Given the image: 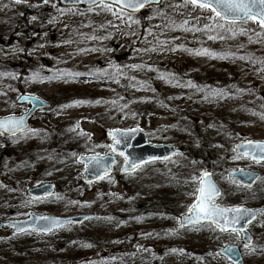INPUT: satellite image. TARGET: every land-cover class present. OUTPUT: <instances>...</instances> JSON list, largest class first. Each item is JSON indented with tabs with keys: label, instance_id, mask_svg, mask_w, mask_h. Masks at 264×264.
I'll return each mask as SVG.
<instances>
[{
	"label": "rangeland",
	"instance_id": "rangeland-1",
	"mask_svg": "<svg viewBox=\"0 0 264 264\" xmlns=\"http://www.w3.org/2000/svg\"><path fill=\"white\" fill-rule=\"evenodd\" d=\"M27 5L39 6L43 17L32 16L24 27L15 29L20 3L0 0L1 65H17L22 57L26 71L49 72L58 78L38 81L30 76L18 79L13 72L0 73V117L25 111L26 107L15 101L21 93L40 97L51 105L31 118L27 131L12 137L0 134V187L10 191V200L0 207V223L24 220L30 214L108 215L121 208L118 202L134 194H138L136 204L139 200L148 202L146 207L150 212H144L147 220L122 223L124 229L112 233L119 236L128 229L126 235L109 245H101L97 251L91 249L94 233L90 231V222L45 235H15L12 229L0 227V264H74L76 252L82 259L78 264H231L217 253L226 245L238 248L244 264H264V218L248 227L254 239L250 247H245L234 232L223 233L201 225L176 228L180 216L188 214L195 202L200 177L197 173L201 174L208 164L202 159H209V171L222 191L213 203L230 207L237 199L240 203L247 200V204L254 197L264 199V162L234 158L237 154L232 148L237 141H264V122L228 126L234 124L232 117L254 109V103L264 100V75L255 72L256 66L249 70L246 60L235 61L233 56L245 52L241 47L243 42L246 48L258 43L264 53V35L253 29L257 24L230 27L189 0H163L148 9V28L139 40L136 16L112 7L100 5L79 10L60 8L52 1ZM221 24L223 28L218 27ZM125 54L129 60L125 67L135 75L126 83L127 89L116 66ZM142 65L186 73L215 88L224 86L227 80L237 89L239 98L207 104L206 100L202 103L192 97L189 91L181 93L177 101L163 96V109L171 118L147 117L142 114L144 107L140 108L143 94L139 91H147L140 83ZM62 73H68L71 78ZM59 94L66 97L62 100ZM152 96L160 99L155 94ZM248 100L255 101L246 106ZM256 108L264 113V103ZM185 115L189 117L187 123L196 129L206 119L212 123L218 121L217 117L228 119L221 128L220 143L207 149L204 158L190 160L183 155L159 166H143L119 180L118 170L124 162L120 158L109 177L93 184L83 182L84 167L77 163L78 157L111 154L112 140L108 136L111 129L138 128L147 134L151 144L160 145L154 139L173 135L176 118ZM150 133L153 138H149ZM204 136L188 142L193 144L192 153L197 157L201 144H210ZM183 144L175 145L183 148ZM59 158L65 159L61 166L56 163ZM239 168L258 172L262 177L252 187L245 188L229 178ZM183 173L191 176L192 191L170 194L171 179L167 176L174 174L176 179ZM44 183L54 185L52 195L40 199L27 195L28 189ZM72 189L75 195L70 194ZM62 195V202H58ZM51 200L58 202L56 209L51 208L54 204ZM129 236H132L130 241Z\"/></svg>",
	"mask_w": 264,
	"mask_h": 264
},
{
	"label": "trees",
	"instance_id": "trees-1",
	"mask_svg": "<svg viewBox=\"0 0 264 264\" xmlns=\"http://www.w3.org/2000/svg\"><path fill=\"white\" fill-rule=\"evenodd\" d=\"M40 8L39 6L32 7L27 4H22L20 3V9L18 11V19L16 21V28H22L21 26L24 27L26 24L27 20L32 17V16H38L42 18V13H40ZM147 12L148 10H143L139 14L135 15L137 20H138V29L136 31L137 38L140 40L144 34L146 29L148 28V19H147ZM253 24V22H249L248 25ZM254 25V24H253ZM227 26H233L231 24H228ZM252 26V25H251ZM254 30H257L260 35H264V29L260 26H255L253 28ZM253 33V32H252ZM251 33V34H252ZM250 42V41H249ZM246 43L243 42V45L241 44L242 48H245L244 53H233L234 60L235 61H241L243 63L244 60L247 61V65L249 66V70H252L254 66H256L257 70H255L256 73L260 72L264 75V53L263 50L261 49L260 45L255 42L252 44L249 48H246ZM24 59L22 57L19 58L18 64L14 65L12 64L9 66L8 64L1 65L0 62V73H8V72H13L17 76V78H26V77H33L35 80L38 81H47V80H53L58 78L56 75L52 73H30L26 71V68L23 66L26 62L23 61ZM249 60V61H248ZM128 57L127 55H123L121 57V60L117 62L116 66L120 68L119 70V76L122 78L123 83H124V89H127L126 83L128 80H130L132 77L135 75L126 69L125 65L128 63ZM141 76L142 79L140 80L141 84L147 88V91L140 90L141 92V97H140V108L144 107L142 110V114H145L147 117H156V118H171L170 113L163 109L162 103H163V96L166 100L170 99H175L177 101L178 97L180 96L181 93L188 92L189 94L192 95V97L199 98V100L203 103V101L207 102V104L214 103V102H221V100H228L229 102L232 100H237L239 98L237 94V89H234L230 86V83L225 82V85L219 88L213 87L211 83H206V82H198L195 78H190L186 73L183 74H178L174 73L168 69H165L163 67H154V68H148L146 65L141 66ZM63 74V73H62ZM68 74V73H67ZM66 73H64L62 76H68ZM70 77V76H68ZM71 78V77H70ZM196 81V83L194 82ZM243 81V80H241ZM143 88V87H142ZM126 91V90H125ZM91 92V90H89ZM144 92V93H143ZM231 92L232 95L229 96L228 93ZM153 94L155 96L159 97L160 99H153ZM61 97L63 100L66 95L59 94L58 97ZM68 96V95H67ZM69 97H72L69 95ZM130 98V94H128V100ZM162 98V99H161ZM130 101V100H129ZM255 100H248L245 101L244 104L246 106L251 105L254 103ZM264 100H260L259 103H254L253 106L254 109H250L249 111L244 110L242 112H239L237 116L232 117L231 122L234 124H229L228 126H235L240 123H245L248 121H253V122H264V118H261L264 116V113L262 109H257L256 107H259L260 104H263ZM200 106V105H199ZM203 107V105H201ZM204 110L201 111L202 114ZM262 111V112H261ZM188 115L177 117L174 125L177 128H175L176 132H172L173 135H164L160 137L159 139H154L156 141H159L161 143H172L179 145L180 143H185L183 144L184 147L181 148L183 150V155L189 157L190 160H196V159H202L206 156V153L208 152L207 149H212L214 145L220 143V138L223 134L221 128L225 126L226 120L228 119H222L221 117H217L216 120L217 122H211L210 120H205L203 122L204 125L202 127H198L196 129V126L194 125H189L187 123V117ZM238 120L235 122L236 119ZM237 123V124H235ZM137 127V126H136ZM205 135V136H204ZM207 137L210 141L209 146L207 143L201 144L199 147L200 149L198 150L197 154L200 155L199 157L195 156L192 152L194 149L193 144H189L188 142L191 141L192 139H196V141L199 138ZM149 138H153V135L150 133ZM219 141V142H218ZM233 145V144H232ZM186 146V147H185ZM217 147V146H216ZM214 147V148H216ZM214 150V149H213ZM65 159L59 158V160L56 162L58 165L61 166L62 162H64ZM205 161V164H209V159H202ZM160 163H153V164H148L145 165L146 167L150 166H159ZM207 164V167H204L205 170H209V165ZM59 166V167H60ZM163 173V172H162ZM133 173H129L126 175L118 176L119 180H124L126 179L127 176L131 175ZM173 175H168L167 178L171 179L169 186V189L171 193L170 194H186L190 193L192 191L191 185H190V179L191 176L189 173H183L181 174V177L174 178ZM200 174L197 173V176ZM168 189V191H169ZM0 207L6 204L10 200V191H5L0 187ZM166 190V193H169ZM74 192V193H73ZM165 193V191H163ZM70 194L75 195V189H72ZM138 194H134L133 196L129 198H125L122 200V202H118L121 206V208L113 212L112 214L108 215H96L95 213V218L91 221L92 227L90 231H93L94 234H92V240L94 242L93 247L91 249H94L97 251L100 249L102 246L101 245H109L110 242H116L117 238H122V236L126 235V232L128 229H125L122 234L119 233V236H116V230L117 229H124L122 228V223H132L135 224L137 223V220L142 218L146 219V214L144 212H150V210L147 209L146 207V201L139 200V203L136 204L135 199ZM63 200V195L62 197H58V202H62ZM53 200L50 201V203H54L51 208L56 209L58 202ZM239 200H235L233 205L240 203L238 202ZM108 201H106L107 203ZM264 203V199L262 197H254L251 201H249L248 205L249 206H258ZM151 214V213H148ZM147 220V219H146ZM113 226V229H110V227ZM72 227V226H69ZM202 227H208L213 229L211 226H202ZM112 232H115L113 234ZM262 247V246H259ZM73 260L75 261L74 264H78L79 262L82 261L81 259V254L80 253H75L73 256Z\"/></svg>",
	"mask_w": 264,
	"mask_h": 264
},
{
	"label": "water",
	"instance_id": "water-1",
	"mask_svg": "<svg viewBox=\"0 0 264 264\" xmlns=\"http://www.w3.org/2000/svg\"><path fill=\"white\" fill-rule=\"evenodd\" d=\"M16 1V0H15ZM47 1H54L60 8H76V9H91L98 5H109L116 9H119L123 12L128 14H137L144 9H147L151 6L159 5L163 0H147L144 3V7L133 10L131 8H125L122 4H117L116 0H104L102 4L100 0H21L23 3H40V2H47ZM143 2V0H141ZM209 10V9H208ZM211 11V10H209ZM214 14V13H213ZM220 18V17H218ZM223 22H226L224 19L220 18ZM249 21H253L250 19L247 20H236L235 24H244ZM232 23V22H226ZM259 24L258 22H256ZM260 25V24H259ZM14 44L19 45V42L14 40ZM16 103L18 105H27L28 108L25 112L19 115H9L0 117V121H5L6 119H12L13 121H21L22 124L19 127H16L15 123L6 124L4 127H0V134L10 137L12 135L21 133L29 128V119L39 110L48 109L50 104L37 97L27 94H20L17 99ZM9 128L14 129L10 131ZM118 132L120 135L116 136L115 139L119 140L118 144H112L111 154L106 155H82L78 158L77 163L83 167H85L83 171V181L85 183H95L103 179L104 177L111 174L114 166L117 164V161L120 157L124 159L122 166L119 169V174H127L132 172L131 162L135 161L139 166H143L149 163L154 162H162L168 160L176 155H180L182 153L181 149L177 146L172 144H160L155 145L151 144L148 139L146 133L141 129H119L115 128L108 132L109 137L114 140V137L110 135V133ZM249 141V140H246ZM256 141V140H251ZM245 141L237 142L233 145V149L236 145H240ZM257 142H264L258 140ZM113 147L116 151H113ZM238 151L243 152L244 149H238ZM123 153V155H121ZM237 153V152H236ZM242 158L248 159L253 162H257L253 160L250 156H242ZM127 158V162H126ZM155 158V159H153ZM264 162V161H259ZM136 168V169H137ZM135 169V170H136ZM211 175V180L215 184L216 188L218 189V194L214 197L213 201L217 199L221 195V189L219 188L218 184L214 181L212 173L207 171ZM259 173H254L248 170L237 169L236 171L230 174V179L237 180L241 184L245 186H252L259 178ZM199 188V185H198ZM54 192V185L51 183H44L39 187H35L32 189L27 190V194L33 198H43L45 196L52 195ZM198 193H196L197 197ZM196 202V199H195ZM221 208L225 209H232V208H241L247 209L248 214L244 215L239 222L235 225L239 232V236L241 242L245 245L249 243L250 238V246L252 245L253 238L251 234L248 232L247 227L251 223L257 220V218L261 215H264V206L255 207V208H247L245 206H236V207H224L220 206ZM229 217L235 215V213H229ZM192 216V213L188 212V214L180 216L178 220L177 229L188 228L192 226H199V225H211L214 228L221 230L220 227L213 224L211 221L208 220H200L199 222H189V217ZM95 215L91 213L86 214H77L71 216H54V215H36L30 214L27 219L24 220H10L5 223H0V227H8L13 230L15 235H20L28 232L38 233V234H49L53 231L59 230L65 226L73 225H81L86 221H90L94 219ZM47 218V219H44ZM52 220L59 221L58 225H53L51 223ZM23 229V231H21ZM48 229V230H42ZM222 232H233L229 227L227 230H223ZM132 236L128 237V240H131ZM231 249V251H229ZM147 251L152 252V248H147ZM218 254L225 258L232 264H244L242 256L236 246L226 245L222 249L218 251Z\"/></svg>",
	"mask_w": 264,
	"mask_h": 264
},
{
	"label": "snow or ice",
	"instance_id": "snow-or-ice-1",
	"mask_svg": "<svg viewBox=\"0 0 264 264\" xmlns=\"http://www.w3.org/2000/svg\"><path fill=\"white\" fill-rule=\"evenodd\" d=\"M17 3H20L21 0H16ZM103 4L104 0H100ZM147 0H116L117 4H122L125 8H131L134 11L144 7V3ZM189 2L194 6H199L202 9H209L216 17L224 19L226 22L235 23L236 20H253L258 22L262 28H264V0H189ZM95 3V0H93ZM105 7L109 5L105 4ZM131 20V16H129ZM207 27V26H206ZM218 27L223 28L224 25H218ZM212 39L213 37H209ZM207 52V50H204ZM76 103H81L80 101ZM261 118H264L262 116ZM15 123L16 127H19L22 124L21 121H13L12 119H6L5 121H0V127H4L6 124ZM10 131L14 129L9 128ZM114 137L113 144H118L119 140L115 139L116 136L120 135L118 132L110 133ZM244 149L243 152L238 151V149ZM113 151L116 149L113 147ZM234 152H237V156L234 158H239L242 156H250L253 160L259 162L264 161V142L257 141H245L240 145H236L233 149ZM123 155V153H121ZM155 159V158H153ZM127 162V158H126ZM132 170H135L139 165L133 161L131 162ZM195 179V178H194ZM199 179V188L197 189L196 202H194L189 207V212L192 213V216L189 217V222H199L200 220L211 221L216 226L220 227L221 230H227L229 227L233 232H239L235 225L239 220L246 214H248L247 209L241 208H232L225 209L221 208L215 203H213L214 197L218 194V189L211 180V175L207 171L202 172ZM229 213H235V215L229 217ZM47 219V218H44ZM53 225H58L60 222L52 220ZM48 230V229H42ZM23 231V229H21ZM250 246L249 243L245 244V247ZM231 251V249H229Z\"/></svg>",
	"mask_w": 264,
	"mask_h": 264
},
{
	"label": "flooded vegetation",
	"instance_id": "flooded-vegetation-1",
	"mask_svg": "<svg viewBox=\"0 0 264 264\" xmlns=\"http://www.w3.org/2000/svg\"><path fill=\"white\" fill-rule=\"evenodd\" d=\"M262 177V174H260V178ZM259 178V179H260ZM245 188H248V187H245ZM247 200H245V202L244 203H237V204H235V205H232V206H238V205H242L243 204V206H246V207H252V206H249L248 204H247V202H246ZM258 206H264V203L263 204H261V205H258ZM255 207H257V206H255ZM259 218H264V215H261V216H259L258 218H257V220L259 219ZM256 220V221H257ZM255 222V221H254ZM253 222V223H254ZM252 224V223H251ZM250 224V225H251ZM250 225H248V227L250 226ZM248 227H247V229H248ZM237 235H238V233H236ZM239 236V235H238ZM239 238H240V236H239Z\"/></svg>",
	"mask_w": 264,
	"mask_h": 264
}]
</instances>
